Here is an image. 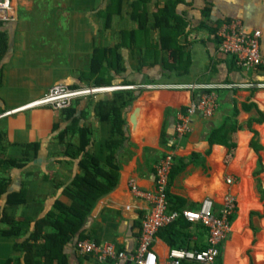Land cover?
I'll return each instance as SVG.
<instances>
[{
  "label": "crops",
  "instance_id": "1",
  "mask_svg": "<svg viewBox=\"0 0 264 264\" xmlns=\"http://www.w3.org/2000/svg\"><path fill=\"white\" fill-rule=\"evenodd\" d=\"M29 1L14 0L11 20L0 26V35L7 39V51L0 60V130L5 140L3 155L6 158H23V145L36 142L42 145L38 157L31 159L30 163H17L0 172L1 179L11 180L8 191L25 189L24 204L7 205L4 202L5 194L0 196V205L10 216L24 220V228L41 212L48 210L55 197L62 199L59 192L52 194L53 187L68 183L77 172L74 162L58 156L61 151L57 140L59 131H53V127L55 124H61L62 129L65 127L61 111L51 107L27 106L40 99L53 85L80 84L82 76L91 70L95 48L114 49L120 46L123 32L139 30V25L130 19L134 0L124 3L122 14L113 18L107 31L104 22L97 16L106 7L107 0H68L64 9L67 21L64 22L30 20L25 15L29 13L26 12ZM170 1L174 0L149 1L148 33L139 34L136 42L138 47L122 46L117 50L124 68L122 75L115 68L108 67L107 76L110 74L115 78L114 85H122L124 81L147 85L264 81L263 70L241 69L234 63L232 56L222 53L219 38L204 26L207 23L213 30L223 22L239 20L248 33L260 30V52L264 56V0H182L176 9L186 19V34L178 38L177 47L170 48L164 54L161 45L156 49L152 46L158 42V33L152 27L153 15ZM28 41H35L36 49H46V52L35 51L27 57L25 46ZM60 43L63 46L61 57L56 55L57 51H50V48ZM136 43L134 40L132 44ZM180 53H183L184 59H190L187 68L167 71L163 67V54L168 62L178 63ZM156 59L162 60V63L155 66L153 62ZM141 61H146V64L139 68ZM10 91L12 95L25 91V95L7 104L6 97ZM261 91L264 90L220 89V105L216 114L212 117L193 115L192 131L180 141L174 138L177 115L184 112L191 98L199 93L166 87L140 91L139 97L123 115L127 140L117 155V185L97 200L79 232L113 243L128 253L134 252L141 220L149 204L132 194L128 180L135 177L142 190H154L155 166L166 151L173 150L179 158L176 165L180 166L182 161L186 166L171 183V204L179 209L197 210L203 199L211 197L217 208H220L223 196L228 192L237 195L239 185V211L233 221L232 234L222 247L221 262L264 264V220L259 224L260 231L256 237L252 234V219L249 222L250 229L246 228L249 210L260 208V205L252 192L249 178L253 159L250 152H242V135H249L246 143L248 151L251 140V134L247 131L251 110H245L244 106L253 103L262 110L258 102L264 98ZM89 102L91 100H81L77 115L88 110L82 124L96 129L92 147L93 162L102 164L106 157L104 143L111 130L109 123L97 121ZM91 121H95V124L90 125ZM230 122L236 123L239 129L232 136L236 146L234 157L232 155L228 159L229 139L224 134H213ZM262 134L264 141V126ZM261 144L264 147V142ZM232 175L237 177V182L234 185L226 184L225 179ZM199 225L193 224L188 228L193 248L207 245V234ZM8 229V225L0 223V264L22 255L20 240L1 234ZM46 232L50 233V229ZM164 236L162 230L154 245L159 264H168L171 249ZM40 243L51 250V258L57 263L58 248L53 250L44 240ZM73 243L74 239L62 250L68 264H98L93 257L75 251ZM254 244V253L249 255V247Z\"/></svg>",
  "mask_w": 264,
  "mask_h": 264
},
{
  "label": "trees",
  "instance_id": "2",
  "mask_svg": "<svg viewBox=\"0 0 264 264\" xmlns=\"http://www.w3.org/2000/svg\"><path fill=\"white\" fill-rule=\"evenodd\" d=\"M12 5L14 0H10ZM129 0H107V5L104 10L99 11L97 16L105 21V28H109L115 16L122 14L124 3ZM150 0H134L131 6L130 19L139 25L137 32H123L121 34L122 42L116 48H95L91 61V70L89 74L82 76L81 83L71 85L73 87H81L82 85L90 84L93 86H110L114 84V80L107 76L108 67L115 68L118 72L122 70V60L118 54L119 47L127 46L135 48L137 46L139 34L148 33L146 26L149 23L148 3ZM182 0L170 1L167 6L158 10L153 15L152 27L157 31V43L152 46L154 49L161 45L164 54H167L170 48L177 47L178 38L186 34L187 22L186 19L177 13V5ZM3 21H0V26ZM207 24V23H206ZM204 26L213 34L217 33L218 25L215 29H211L209 25ZM124 40V41H123ZM135 40L136 45L132 44ZM7 51V39L4 35H0V60ZM163 54V67L167 71H175L179 68H187L189 58L184 59L183 53H180L178 63H170L166 55ZM156 59L155 62H158ZM146 61L139 63V68L143 67ZM139 91H116L106 93L97 100H91L92 110L97 121L109 123L111 134L106 138L105 147V162L96 164L93 162L92 147L96 138V129L86 123L82 124V120L86 119L88 110H84L82 114H78V105L81 100H76L71 107L60 110L62 114V122L65 127L62 129L61 124H55L53 131L57 133V140L60 146L58 156L65 157L69 161L75 163L77 172H75L70 181L66 184H57L53 187L52 194L59 192L60 198L55 199L50 204L48 210L41 214L28 225L31 228H24V220L10 216L5 209L0 205V223L9 226L8 230L2 231L3 236H14L20 240L19 247L22 251L21 257L9 258L4 264H68L66 256L62 250L73 239L89 237L79 230L83 227L91 210L97 200L110 193L117 185L119 168L117 164V155L123 144L127 140L125 135V119L124 113L130 108L136 99L139 97ZM101 95V94H100ZM98 97V96H97ZM96 98V97H95ZM244 109L249 111L254 109L256 118H251L249 123H261L263 121L262 113L257 109L256 105L251 103ZM1 111V110H0ZM234 116H236V111ZM231 121V120H230ZM248 128V127H247ZM61 129V130H60ZM238 128L236 123H227L221 130H217L213 135L224 134L230 141L229 156L233 155L235 150V142L232 139V134ZM212 135V138H213ZM243 136L242 152H249L246 148L248 134ZM4 135L0 130V172L10 169L15 164H28L31 159L37 158L42 145L38 142L23 145V158H6L3 154L4 150ZM176 162L179 159L175 156ZM260 162V161H259ZM177 164V163H176ZM186 164L182 161L180 166L175 165L171 183L174 177L184 170ZM260 169L255 173H260ZM11 180L0 178V196L5 194L4 202L7 205L24 204L25 189L21 188L18 191H8ZM170 183V184H171ZM257 192L260 194L261 200L264 199V190L261 188L260 180H257ZM171 203V193L169 192ZM171 210L180 209L171 204ZM259 215L258 213H251ZM193 226L183 216H181L174 224L163 229L165 232V240L171 248H186V249H205L207 247H192L190 244V233L188 228ZM201 230L207 234V230L201 224ZM199 228V229H200ZM50 229V233H47ZM48 242L50 248L54 245L58 248L57 263L51 258V250L45 248L44 243ZM217 264H222L221 258L217 259ZM113 264V263H109ZM252 264V262H251Z\"/></svg>",
  "mask_w": 264,
  "mask_h": 264
},
{
  "label": "built area",
  "instance_id": "3",
  "mask_svg": "<svg viewBox=\"0 0 264 264\" xmlns=\"http://www.w3.org/2000/svg\"><path fill=\"white\" fill-rule=\"evenodd\" d=\"M13 10L4 0H0V21L11 20ZM219 48L224 54L232 56L234 63L241 69L264 71V56L260 52V30L248 33L239 20L223 22L216 33ZM188 89L199 93L191 98L184 112L177 115L175 140L180 141L192 131L191 117L200 114L212 117L219 109V90L251 89L264 90V81L239 83H173L144 85L143 89L152 88ZM114 88L99 86L73 87L69 84L52 86L38 100L27 107H51L64 110L78 99L97 97L98 94L112 91ZM173 150H168L155 166V189L142 190L135 177L128 180L132 194L145 200L149 209L141 220V230L136 250L132 253L119 249L115 244L103 242L92 237L77 238L73 247L80 255L93 257L98 264H159L154 245L159 233L174 224L181 216L192 224H201L207 230V247L205 249L171 248L168 264H217L222 247L232 234V225L237 214L238 199L233 192L226 193L222 205L217 208L211 197L202 200L199 209L182 208L171 210L169 192L171 177L176 165ZM237 177L232 175L225 179L226 184L234 185Z\"/></svg>",
  "mask_w": 264,
  "mask_h": 264
},
{
  "label": "rangeland",
  "instance_id": "4",
  "mask_svg": "<svg viewBox=\"0 0 264 264\" xmlns=\"http://www.w3.org/2000/svg\"><path fill=\"white\" fill-rule=\"evenodd\" d=\"M69 1L68 0H30L29 1V5H28V9H26V12L29 11L28 14H25L27 17L30 18V20H34V21H55V22H64V21H67L66 18L64 17L65 15V7L68 5ZM94 21V19H93ZM103 21V20H102ZM104 24H105V21H103ZM106 29V28H105ZM108 29V28H107ZM107 29L105 31H107ZM95 32V31H94ZM31 40H33V38H31ZM61 45H57L55 47H52L50 48L51 52L55 53L56 51V55H59L61 57L62 53H63V49H62V43H60ZM26 55L28 57V55L32 54L33 52H46V49L45 50H40V49H36V46H35V41H28L26 46ZM49 50V49H48ZM64 54L66 55V53L64 52ZM162 63V60H158V62H153V64L155 65H159ZM155 65V66H156ZM123 70L124 68H122V70H119L118 71V74L122 75L123 73ZM108 77L110 79H115L113 78L110 74L108 75ZM123 78V77H122ZM21 84H23L24 86V83L21 82ZM59 84H65V83H59ZM154 84V83H152ZM150 84V85H152ZM157 84V83H155ZM165 84H173V83H165ZM58 85V84H56ZM144 85H147L146 83H131V82H127V81H124L122 82V85H118V84H113V85H110V86H102V87H107V88H114V90L112 91H108V92H104V93H100L98 94L95 98L94 97H88V98H81V99H78V100H84V99H88V100H97V98L99 99L100 96H103L104 94L106 93H110V92H116V91H143V86ZM18 86V85H17ZM55 86V85H53ZM84 86H91L90 84H86V85H82L81 87H84ZM52 87V86H51ZM262 93H264V91H261ZM25 95V91H19V92H16L15 94L12 95V91L9 92V94L7 95L6 97V103L8 104L9 102H12L14 100H16L17 98H19L20 96H24ZM259 99V98H258ZM258 102L260 103V106H261V109L262 110H259L262 115H263V121L261 123H256V122H251L249 123V126L247 128V131L251 134V140L250 142L248 143V149H249V152L251 154V157L253 159V164L251 166V171H250V174H249V178H250V181H251V189H252V192L255 196V199H257L258 203H259V207L260 208H255V209H250L248 214H247V221H246V224H247V227L248 229L249 228V222L251 221L252 219V222H253V233L254 236L256 237L258 234H259V224L264 220V199L261 200L260 198V194L257 192V180L259 179L260 180V184H261V188L264 190V181H263V176H264V147L262 146L261 142H264L262 141L263 140V134H262V128L264 126V98L263 100L259 99ZM83 103H87L85 101H83ZM90 105L92 102H89ZM253 117H257L256 116V113L254 110H251V115L248 119V121L253 118ZM95 124V121H91L90 122V125H94ZM237 132L234 131V133L232 134V136ZM234 137V136H233ZM233 157H234V152H233ZM232 157V158H233ZM227 158L228 159H231V157L229 155H227ZM260 161V162H259ZM261 167V171L260 173H258L257 175L255 174ZM241 180V178H240ZM239 187V185H238ZM237 187V199H238V202H239V188ZM238 211H239V207L237 209V214H236V218H237V215H238ZM251 213H258L259 215H252L250 216ZM26 229H28L29 225L27 224L26 226ZM31 230V228L29 227V231ZM53 250L55 249V251L57 250V246H52ZM256 248V245H251L249 247V255H252L254 253V250ZM257 264V263H256Z\"/></svg>",
  "mask_w": 264,
  "mask_h": 264
},
{
  "label": "bare ground",
  "instance_id": "5",
  "mask_svg": "<svg viewBox=\"0 0 264 264\" xmlns=\"http://www.w3.org/2000/svg\"><path fill=\"white\" fill-rule=\"evenodd\" d=\"M4 1H5L6 5L9 7V9L12 10V3H11V1L10 0H4Z\"/></svg>",
  "mask_w": 264,
  "mask_h": 264
}]
</instances>
